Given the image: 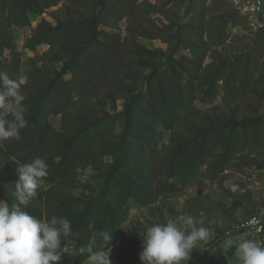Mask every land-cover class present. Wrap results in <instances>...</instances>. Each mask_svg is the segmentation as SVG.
I'll list each match as a JSON object with an SVG mask.
<instances>
[{
  "label": "trees",
  "instance_id": "1",
  "mask_svg": "<svg viewBox=\"0 0 264 264\" xmlns=\"http://www.w3.org/2000/svg\"><path fill=\"white\" fill-rule=\"evenodd\" d=\"M45 2L0 0V72L11 79L16 80L22 63L12 28L30 26L31 14L41 11ZM208 2L199 0L182 28L174 31L145 24L140 0H103L93 19L56 25L43 21L28 39L26 46L31 49L43 43L50 48L42 57L41 67L29 71V81L21 83V92L25 90L32 97L24 103L29 126L21 130L22 141H3L0 148V201L16 203L19 164L37 156L46 159L49 175L42 181L50 186L44 188L41 184L25 210L39 218L55 215L72 222L74 238L60 264H82L90 255V247L107 252L117 244L130 217L131 200L150 205L164 193L183 190L188 173L206 162H210L211 179L224 183L228 169L238 166L242 171L244 165H253L264 155V117L243 124L201 127L195 123L200 112L195 102L200 93L213 100L223 87V99L239 105H243V96L264 98V78L257 77L255 71L264 59V23L253 33L247 51L248 66L242 60L209 65L208 54L230 38L227 33L213 37L212 20L218 18L224 28H251L247 15L230 0L233 11L223 2ZM124 19L134 36L171 44L177 38L190 50V55L156 70V79L148 77L137 94L131 85L137 86V64L128 60L133 58L134 50L120 35L99 38L97 31L101 24L118 25ZM125 78L131 79V84ZM120 99L128 100L127 113L132 104L136 110L123 121L119 154L111 164L106 160L103 143L121 121L120 114L109 112L115 110ZM53 115L61 116L62 142L57 140L51 123ZM165 132L170 134L168 141ZM88 167L107 170L105 182L98 194L85 190L76 194L80 186L78 172ZM234 196L238 201L251 199L244 193ZM258 214L257 210L250 211L237 224H245ZM104 230L112 232L113 237L107 246L98 236ZM246 239H252L251 235L247 234ZM141 251L139 246L131 254L113 257L111 264H141Z\"/></svg>",
  "mask_w": 264,
  "mask_h": 264
},
{
  "label": "rangeland",
  "instance_id": "2",
  "mask_svg": "<svg viewBox=\"0 0 264 264\" xmlns=\"http://www.w3.org/2000/svg\"><path fill=\"white\" fill-rule=\"evenodd\" d=\"M46 0L45 6L41 11L31 14L32 24L30 26H14L12 31L15 36L17 48L22 52V63L16 80L22 84L29 81L28 73L31 70L38 69L42 65V57L50 48L47 44L37 45L36 49L27 47V41L32 36L39 24L43 21L56 25L59 22L70 20L93 19L100 11L103 0ZM105 1V0H104ZM199 0H140L141 7L144 8L142 16L144 23L151 27L172 28L174 31L182 28L185 24L191 10ZM222 3L231 11L234 8L228 0H209L211 3ZM264 5V0H260ZM261 21L264 23V7H262ZM211 33L213 37H218L220 33L229 34L228 41L218 47H214L208 54L207 63L209 65H218L223 61L242 60L244 66H248L249 59L247 51L250 47L253 37L252 29L243 27L229 26L224 28L222 23L215 18L211 21ZM99 38L104 35L118 34L125 41L126 46L134 50L133 58L128 59L137 64L134 74H138L137 86L131 84L132 80L127 79V84L133 86L135 94L145 83L148 77L156 79V70H162L175 63L181 56L190 55L188 45L178 42H163L159 39H149L132 35L128 21L124 19L118 25L101 24L97 27ZM61 63L57 64V69L61 68ZM249 66L248 68H250ZM257 77L264 78V59L262 66L255 70ZM132 72V71H131ZM130 72V73H131ZM129 73V74H130ZM128 74V73H127ZM22 94L25 101L32 99L31 95L23 90ZM224 88L222 87L217 97L209 100L200 93L195 104L200 109L199 118L195 122L201 127L216 125L220 123L243 124L251 119L264 117V98L260 96H243V105L237 101H225L223 99ZM130 97L128 100H130ZM127 100V101H128ZM126 99H120L117 102L115 110H109L112 113H118L121 116L115 133L104 141L106 151V160L111 164L115 163L119 154L120 136L123 133V121L129 115H133L136 107L132 104L131 112L127 113ZM239 106V107H238ZM51 123L57 132V140L62 142L61 116L53 115ZM170 134L165 132L164 137L168 141ZM4 146L0 141V148ZM264 155L257 158L253 165H244L242 171L240 167H232L226 171L224 183L211 179L210 162L195 168L188 173V182L186 187L175 193H164L158 200L150 205H143L134 200L130 201V217L123 226V233L109 251L104 252L110 255V259L118 255L128 253L142 245V238L146 227L153 223H166L168 220H175L180 215H191L197 220H203L205 227L209 229V240L205 245L206 249H194L189 264H239L235 255L236 245L244 240L247 235L244 224L238 225L246 213L264 210ZM107 170H95L88 167L85 170H79L80 180L79 189L75 192L80 193L85 190L86 193L98 194L102 188ZM180 184L179 178H173ZM235 185L237 191L233 192ZM42 186L48 188L49 183L42 181ZM236 193H244L245 198H251L249 202L245 199L239 201L234 196ZM231 239L233 246L226 251L222 248L224 241ZM78 250H74L77 252ZM82 264H89L87 259ZM188 264V262H186Z\"/></svg>",
  "mask_w": 264,
  "mask_h": 264
},
{
  "label": "clouds",
  "instance_id": "3",
  "mask_svg": "<svg viewBox=\"0 0 264 264\" xmlns=\"http://www.w3.org/2000/svg\"><path fill=\"white\" fill-rule=\"evenodd\" d=\"M21 88L20 82L0 72V141H22L21 130L29 126ZM48 168L40 156L19 164L16 203L0 201V264H60L69 252L74 231L67 217L43 219L25 210L49 175ZM232 191H237L235 185ZM203 225V220L191 215L148 225L143 234L140 232L141 264H189L194 249H206L209 229ZM98 236L104 246L112 243V232L100 231ZM232 246L231 239L222 244L225 251ZM89 252V264H111L110 255L103 251L90 247ZM235 255L239 264H264V243L243 240L236 245Z\"/></svg>",
  "mask_w": 264,
  "mask_h": 264
},
{
  "label": "built area",
  "instance_id": "4",
  "mask_svg": "<svg viewBox=\"0 0 264 264\" xmlns=\"http://www.w3.org/2000/svg\"><path fill=\"white\" fill-rule=\"evenodd\" d=\"M240 13L247 15L248 23L253 31H257L262 25V4L260 0H230ZM246 233L253 240L264 243V210L256 216L251 217L245 224Z\"/></svg>",
  "mask_w": 264,
  "mask_h": 264
}]
</instances>
